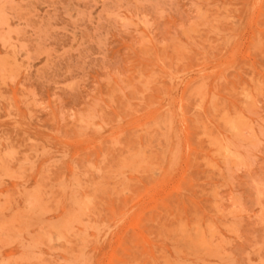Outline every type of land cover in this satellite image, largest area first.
Masks as SVG:
<instances>
[{
  "label": "rangeland",
  "instance_id": "obj_1",
  "mask_svg": "<svg viewBox=\"0 0 264 264\" xmlns=\"http://www.w3.org/2000/svg\"><path fill=\"white\" fill-rule=\"evenodd\" d=\"M0 264H264V0H0Z\"/></svg>",
  "mask_w": 264,
  "mask_h": 264
}]
</instances>
